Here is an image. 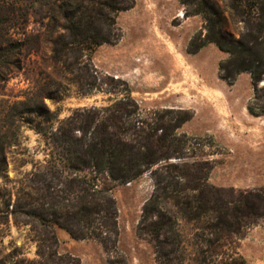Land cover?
<instances>
[{
  "label": "rangeland",
  "instance_id": "obj_1",
  "mask_svg": "<svg viewBox=\"0 0 264 264\" xmlns=\"http://www.w3.org/2000/svg\"><path fill=\"white\" fill-rule=\"evenodd\" d=\"M199 1L221 10L239 37L244 26L232 0ZM195 8L180 0H136L120 12L118 41L85 59L89 95L71 84L77 73L53 59L52 44L34 19L2 31L10 32L13 51L0 49V264H264V115L249 111L254 92L248 73L222 78L225 52L213 43L188 52L192 39L198 37L195 47L206 35ZM42 91L60 96L45 98L57 119L54 129L79 140L106 136L95 124L88 127L84 110L127 98L139 107L136 119L152 127L177 119L182 158L162 160L129 182L110 177L118 168L84 167V154L71 158L34 130L29 122L42 120L35 112L12 116L15 102ZM146 131L154 139L163 135ZM143 135L124 140L142 144ZM154 149L157 158L166 152ZM170 163L179 167L171 176L164 169ZM200 167L210 172L203 173V193L196 196L208 203L196 216L182 202L188 197L194 206L186 187ZM176 187L186 195L177 197ZM241 214L248 217L236 235L232 215Z\"/></svg>",
  "mask_w": 264,
  "mask_h": 264
},
{
  "label": "trees",
  "instance_id": "obj_2",
  "mask_svg": "<svg viewBox=\"0 0 264 264\" xmlns=\"http://www.w3.org/2000/svg\"><path fill=\"white\" fill-rule=\"evenodd\" d=\"M180 3L187 8L195 6L193 14L202 15L205 23V40L194 47L198 37L192 39L188 52L190 54L196 53L207 43H213L222 52H225L228 57L219 66L222 78L235 81L240 74L248 73L254 92L249 111L255 116H263L264 0H232V8L244 26L239 32V37H235L231 32L227 18L215 6L199 0H180ZM135 4L136 0H0V49L5 45L13 51L11 38H9L11 34L9 31L3 34L4 29L7 30L11 27L19 29L34 19L42 26L44 36L52 44L53 59L71 69V74L77 73L71 84L78 88L80 94L89 95L93 84L85 82L86 76H90V67L86 62L92 59L93 53L100 46L118 41V14L134 8ZM4 13H18V16H6ZM190 15L188 11L185 13L186 17ZM58 30H63L64 33L54 37ZM70 59L74 63H68ZM262 83L263 85H261ZM31 94L27 100L13 104L11 109L14 110V114L12 116L21 119L26 113L35 112L42 120L36 123L33 120L28 122L38 134L43 136L45 141L51 140L55 148L60 149L62 147L71 153V158L74 155L76 160H80L81 155L84 154L86 160L79 161L84 167L109 168L111 170L118 168L117 172L112 170L113 172L110 174L113 180L129 182L140 176L146 168L158 165L162 160L167 162L176 155L177 158H182L177 154L181 148H184L182 147L184 139L176 134V130L180 128L177 124L178 120L171 119L170 125L160 124L158 127H152L146 122H141L135 117L139 115V107L132 98L116 101L105 108L84 110L88 127H93L95 124V129L103 130L106 136L104 138L94 136L88 140H79L69 135L68 131H61L60 133L58 129H54L53 125L57 119H55V114H51L45 103V98L56 100L60 97L56 91H42L37 95L32 92ZM188 120L189 118L185 117L179 122L183 124ZM138 123L143 126L146 125V127H139ZM146 128L152 131L162 130L163 135L154 139L153 135L146 131ZM140 132L144 134L142 144L138 139L131 138L129 142L124 140L127 135H136ZM136 144H140V146H136ZM154 146L162 147L166 149V152L157 158L155 157ZM165 167L164 169L168 170L169 176H171L170 170L172 168L179 169L176 164L171 163ZM73 168H77V166H73ZM205 172L209 173L210 169L196 168L197 176L194 185L191 186V182L187 183L186 189L194 192L192 196L196 199L194 206L188 197L182 202V204H188L190 206L189 213L196 216L205 214L207 211L205 208L208 203L207 200L196 196V193H203L202 188L204 186L200 181L206 178V175H203ZM184 191L185 189L178 190L176 187L175 192L178 194L175 195L182 198L186 195H181ZM93 196L94 194H90L91 198ZM152 202L149 205H152ZM95 207L92 206V212ZM245 207L248 208L249 204L246 203ZM144 212L148 215L150 209L146 207ZM243 217L248 216L243 214L240 216L232 215L236 225L232 233L238 234L239 228L237 226L243 225Z\"/></svg>",
  "mask_w": 264,
  "mask_h": 264
},
{
  "label": "crops",
  "instance_id": "obj_3",
  "mask_svg": "<svg viewBox=\"0 0 264 264\" xmlns=\"http://www.w3.org/2000/svg\"><path fill=\"white\" fill-rule=\"evenodd\" d=\"M184 15V13L183 12H180V16H183Z\"/></svg>",
  "mask_w": 264,
  "mask_h": 264
}]
</instances>
